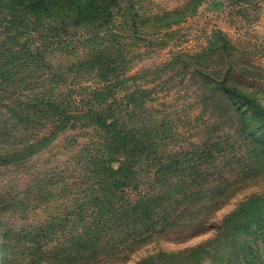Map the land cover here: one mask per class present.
I'll list each match as a JSON object with an SVG mask.
<instances>
[{
	"label": "rangeland",
	"instance_id": "rangeland-1",
	"mask_svg": "<svg viewBox=\"0 0 264 264\" xmlns=\"http://www.w3.org/2000/svg\"><path fill=\"white\" fill-rule=\"evenodd\" d=\"M119 2L110 28L120 36L118 49L121 42L125 46L118 63L137 79L132 84L138 83V113L175 123L172 143L165 147L170 155L158 158L176 161L174 177L219 181L199 190L217 186L219 195L236 194L213 216L220 226L246 194L264 191V0ZM30 3L0 0V264H86L73 246V217L67 224L64 215L75 205L62 198L58 179L60 147L73 133L48 135L43 101L48 84L60 91L53 83L61 72L89 69L97 56L111 54L114 44L105 28L93 39L79 26L58 40L61 27L54 17L59 14L48 16ZM225 80L237 91L228 108L207 86ZM162 149L156 144L152 153ZM196 159L200 165L190 169ZM182 160L188 168L178 166ZM142 165L145 173L139 172L134 189L108 193L117 229L107 237L101 233L93 264H137L157 248L175 250L214 235L228 254L205 264H264V213H257L262 220L249 228L235 219L230 233L202 227L209 216L192 222L185 216L164 219L160 207L173 193L156 194V176L149 178L153 168ZM111 166L118 169L120 161ZM142 197L159 207L154 227L162 230L145 244L142 227L149 224H138V211H130ZM248 212L251 219L256 214L255 208Z\"/></svg>",
	"mask_w": 264,
	"mask_h": 264
},
{
	"label": "trees",
	"instance_id": "trees-1",
	"mask_svg": "<svg viewBox=\"0 0 264 264\" xmlns=\"http://www.w3.org/2000/svg\"><path fill=\"white\" fill-rule=\"evenodd\" d=\"M119 4V0H31L30 3L38 10L44 8L48 16L54 15L53 12L59 14L54 17L62 30L57 32L58 40L69 34L66 31L68 28L79 26L85 27L93 39L100 37V29L105 28L106 35L109 34L114 44L112 53L97 56L89 69H77L79 71L75 73L61 72L60 79L53 83L60 85V91H54V86L48 84L43 101L48 135L56 130L64 135L73 133L60 147L58 179L62 198L71 199L75 205L71 213L64 209V215L69 218L67 224L73 217L70 220L74 228L73 246L79 261L86 264L96 261V246L101 233L107 237L111 229H117L113 226L117 225L118 215L110 217L108 193L116 191L119 194L127 187L134 189L138 174L143 171L142 163L153 168L149 178L156 176L152 177V183L157 184L154 190H159L156 194L173 193L167 205L160 207L164 219L185 216L191 217L192 222L209 216L202 227L208 229L206 225H209L230 233L235 219H240L242 227L249 228L257 220H262L257 213H264V191L251 192L237 203L220 226L215 224L213 216L236 194L227 192L219 195L215 189L217 186L211 190H199L197 186L211 187L219 181L194 175L174 177L172 168L176 161L171 163L170 157L158 158L161 154L170 155L165 147L166 143H172L175 123H171L167 117L159 120V117L138 113V83L132 84L137 79L127 75L129 67L118 63L124 59L125 46L121 42L122 46L118 49L120 36L112 33L116 29L110 28L114 9ZM85 80L93 85L86 86L83 83ZM207 86L219 93L221 101L225 99L222 102L227 108L237 92L231 89L227 80L210 82ZM144 133L146 136L155 133L157 137L145 142ZM47 139L50 140V137ZM156 144L163 145V149L152 153ZM114 160L120 161L118 169L111 166ZM197 162L196 159L190 169L198 167L200 164ZM177 164L183 169L189 167L187 160L178 161ZM94 193H101L102 197H96ZM153 202L150 197H142L130 207V211H138V224H149L142 227L146 228V235L141 237L143 244L162 233V230L154 227L160 219L154 220L159 207ZM252 208H255L256 214L251 219L248 210ZM103 245L104 242H101ZM222 248L214 235L175 250L157 248L141 257L137 264H205L226 257L228 253L225 251L223 254Z\"/></svg>",
	"mask_w": 264,
	"mask_h": 264
}]
</instances>
